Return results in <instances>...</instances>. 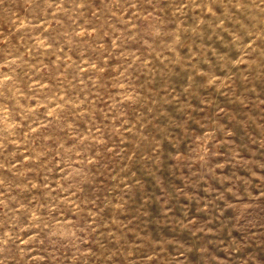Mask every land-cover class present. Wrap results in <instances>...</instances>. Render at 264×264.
Masks as SVG:
<instances>
[{
	"label": "rangeland",
	"instance_id": "rangeland-1",
	"mask_svg": "<svg viewBox=\"0 0 264 264\" xmlns=\"http://www.w3.org/2000/svg\"><path fill=\"white\" fill-rule=\"evenodd\" d=\"M0 264H264V0H0Z\"/></svg>",
	"mask_w": 264,
	"mask_h": 264
}]
</instances>
